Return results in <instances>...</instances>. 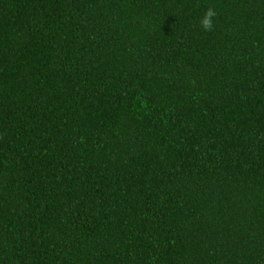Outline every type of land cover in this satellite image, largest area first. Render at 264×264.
<instances>
[{
	"label": "trees",
	"instance_id": "16d2710c",
	"mask_svg": "<svg viewBox=\"0 0 264 264\" xmlns=\"http://www.w3.org/2000/svg\"><path fill=\"white\" fill-rule=\"evenodd\" d=\"M0 264H264V0H0Z\"/></svg>",
	"mask_w": 264,
	"mask_h": 264
},
{
	"label": "clouds",
	"instance_id": "9594fccd",
	"mask_svg": "<svg viewBox=\"0 0 264 264\" xmlns=\"http://www.w3.org/2000/svg\"><path fill=\"white\" fill-rule=\"evenodd\" d=\"M217 15L216 11L209 7L204 16L200 20V25L205 31H210L213 28V18Z\"/></svg>",
	"mask_w": 264,
	"mask_h": 264
}]
</instances>
